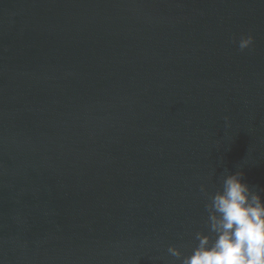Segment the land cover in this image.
I'll return each mask as SVG.
<instances>
[{
  "label": "water",
  "instance_id": "obj_1",
  "mask_svg": "<svg viewBox=\"0 0 264 264\" xmlns=\"http://www.w3.org/2000/svg\"><path fill=\"white\" fill-rule=\"evenodd\" d=\"M236 171L264 197V0H0V264H181Z\"/></svg>",
  "mask_w": 264,
  "mask_h": 264
},
{
  "label": "clouds",
  "instance_id": "obj_2",
  "mask_svg": "<svg viewBox=\"0 0 264 264\" xmlns=\"http://www.w3.org/2000/svg\"><path fill=\"white\" fill-rule=\"evenodd\" d=\"M253 37L239 41L248 48ZM243 172L225 175L222 185L207 204L209 231L215 238L196 233L197 246L183 255L175 246L168 252L181 258V264H264V197L243 180ZM201 191H205L201 185Z\"/></svg>",
  "mask_w": 264,
  "mask_h": 264
}]
</instances>
